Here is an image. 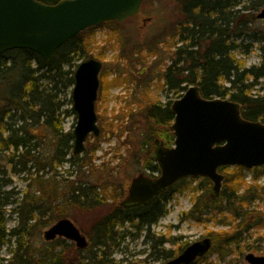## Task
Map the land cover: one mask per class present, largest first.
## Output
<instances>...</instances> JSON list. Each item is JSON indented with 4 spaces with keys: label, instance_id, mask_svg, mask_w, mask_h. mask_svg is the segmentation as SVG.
I'll return each mask as SVG.
<instances>
[{
    "label": "trees",
    "instance_id": "1",
    "mask_svg": "<svg viewBox=\"0 0 264 264\" xmlns=\"http://www.w3.org/2000/svg\"><path fill=\"white\" fill-rule=\"evenodd\" d=\"M40 1L56 4L61 0ZM179 4L184 16V23L178 24L181 45L174 51L171 64L164 69L162 78L166 86L176 90L181 97L190 85H199L205 98H229L241 104L242 115L246 119L264 123V94H253L259 81L264 82V26L257 25L264 22L258 18L259 11L264 8V0H180ZM81 33L58 48L52 62L29 49H13L0 54V252L8 243L9 236L15 239L11 257L6 262L1 258L0 264H123L125 260L116 262L110 250L119 246L127 235H132L128 231L119 232L125 223L135 228L137 236L145 229V238L152 242L154 250L150 255L155 259L165 262L176 256L173 250L162 247L165 238L152 234L151 227L164 215L165 200L181 190L180 184L188 178L181 179L145 205L111 208L90 230L88 248H78L73 252L72 258L76 254L77 259H72L69 254L72 244L62 243L59 239L51 241L50 247L43 250L35 249L23 240V233L32 225L31 220L36 219L37 224H53L67 217L69 207L74 204L91 208L107 199L103 193L106 190L98 191L99 186L88 180L79 179L76 183L70 180L72 185L69 187L67 184L65 188L61 182L69 180L56 181V167L70 163L85 172L84 166L92 163L90 151L85 150L83 157L73 154V129L65 130L62 121L65 113H75L73 107H64L73 104L71 93L78 61L94 58ZM246 39L260 44V64L247 67L234 55L238 49L244 50L242 53L245 55L249 54L251 48L250 43H244ZM239 40L243 42L238 43ZM226 82L230 83L229 87L224 84ZM171 103L165 106L151 104L144 109L147 121L152 123L149 140L147 138L144 142L149 151L146 168L153 172L159 171L150 151L155 139L162 138L167 145L174 142L170 129L174 119ZM47 140L50 141V152L41 156L37 149L42 141ZM1 161L11 166L10 171L2 166ZM48 167L55 171L48 180L49 190L44 187L40 196H35L39 190L30 191L31 182L43 183L39 173ZM230 170L225 172L221 195H211L204 202L199 196L188 213L197 220L210 210L230 211L232 217H236L234 220L239 222L236 227L224 233L222 241H217L219 245L214 244L211 250L218 252L220 259L234 252L235 244L243 239V232L253 226L264 228V214L251 209L252 203L264 195V186L257 183L264 168L253 169L254 182L249 185L244 182L245 168L235 166ZM257 171H261L259 175H256ZM11 173L28 175L25 177L28 188L13 208L22 220L18 226L7 229L3 207L18 194L14 189H3L12 182ZM204 181L209 182L207 178ZM45 218L47 221L43 222Z\"/></svg>",
    "mask_w": 264,
    "mask_h": 264
},
{
    "label": "rangeland",
    "instance_id": "2",
    "mask_svg": "<svg viewBox=\"0 0 264 264\" xmlns=\"http://www.w3.org/2000/svg\"><path fill=\"white\" fill-rule=\"evenodd\" d=\"M179 1L145 0L142 10L137 16L122 23L106 22L90 27L81 33V38L86 44H89L90 54H93L94 58L104 64L100 73V88L96 102L98 126L101 133L96 137L90 135L85 143L86 151H90L91 158L89 160H92V163L84 166L85 172L84 170L80 171L77 167H72L70 163H64V165L56 167L58 172L56 181L69 180V182H61V186L65 188L67 184L69 187L72 185L70 180L75 183L79 179L88 180L99 186L98 191L106 190L103 193L107 195V199L103 204L91 208L74 204L68 209L67 217L80 228L88 239L95 222L108 213L111 208L119 205L128 195L135 177L140 174L157 176L159 173L146 168L149 151L147 150L148 145L144 142L147 140L149 132H152L150 129L152 123L147 121L144 109L151 104L165 106L168 102H173L179 97L177 91L170 90L162 78L164 69L171 64L174 51L181 45L178 24L181 21L184 23V16ZM257 25L262 27L264 22H258ZM241 42L243 41H238V43ZM244 43H250L249 54L245 55L242 53L244 50L238 49L234 55L247 67L260 64L262 60L260 44L249 39H246ZM82 61L84 60H80L78 63ZM259 82L254 87L253 94H264V82L263 80ZM224 84L226 87L230 85L229 82ZM70 107L72 105L68 104L64 109ZM65 114L62 117L65 130L74 129L78 121L77 113ZM160 128L157 127V129ZM153 148L154 144L150 150L151 153ZM50 149V141H42L37 152L44 156L50 152ZM83 154L80 156L83 157ZM1 164L10 171V165L4 161H1ZM28 166L30 167L31 163ZM231 168L233 167H225L221 172H230ZM260 168H264V166ZM253 172V169H246V180H244L246 185L254 182ZM260 172L257 171L256 175H259ZM39 175H42L43 183L31 182L30 191L39 190L35 196H40L44 187L49 190L48 180H51L55 175V171L48 167L46 170H42ZM3 176L2 174L1 177ZM26 176L28 175L23 173H11L12 182L3 188L5 190L14 189L18 193L10 198V201L3 207L7 229L18 226L22 220V217L13 208L17 206L23 192L28 188ZM37 177L39 178V176ZM257 183L264 186V173ZM54 186L57 184L55 183ZM180 186L181 190L170 194L169 198L165 200V213L151 227L152 234L158 238H165L162 247L166 250H173L175 255L180 253L181 248L184 249L206 237H211L216 242L214 244L219 245L217 241H222L221 236L232 231L239 223L234 220L236 217H232L230 211L220 213L210 210L204 212L199 220L193 218L188 213L199 196L203 202L209 200L212 183L204 181L202 177H191ZM64 190H59V192H64ZM251 209L264 214V195L252 203ZM36 218H38L37 215ZM45 221H47L46 218L43 222ZM37 223L36 219L30 221L32 225L23 233V240L35 249L43 250L50 247V241L45 239L44 234L52 223ZM124 231H128L132 235H127L119 246L110 250L112 258L116 262L120 260H125L123 264L163 262L162 259L158 260L150 255L154 250L152 242L145 238V229L137 236L135 228L130 226V223H125L123 227L119 228V232ZM242 236L243 239L235 244L234 252L229 253L226 258L220 259L218 252L213 250L195 264H249L246 260L248 253L264 255V228L253 226L250 230L243 232ZM58 239L62 243L72 244L70 256L78 249L74 242L62 237L57 238L56 241ZM14 241L15 239L9 236L8 243L1 249L0 259L3 258L5 262L12 255ZM77 258L75 254L72 259Z\"/></svg>",
    "mask_w": 264,
    "mask_h": 264
},
{
    "label": "water",
    "instance_id": "3",
    "mask_svg": "<svg viewBox=\"0 0 264 264\" xmlns=\"http://www.w3.org/2000/svg\"><path fill=\"white\" fill-rule=\"evenodd\" d=\"M144 0H61L47 4L40 0H0V54L29 49L47 62L55 52L83 30L109 20L124 22L139 13ZM264 19V8L258 13ZM103 62L95 58L79 64L72 91L78 121L74 128V154L85 150L93 132L100 135L96 101ZM171 109L175 118L171 130L174 145L157 139L152 153L161 174L156 178L135 177L129 195L121 205L146 204L182 178L207 177L213 182V196H219L225 175L222 166L252 169L264 165V123L243 117L241 104L231 99H208L198 85H191ZM63 236L86 248L88 240L69 218L56 222L45 232L46 240ZM212 247L211 238L196 241L164 264H192ZM250 264H264V255L249 253Z\"/></svg>",
    "mask_w": 264,
    "mask_h": 264
}]
</instances>
